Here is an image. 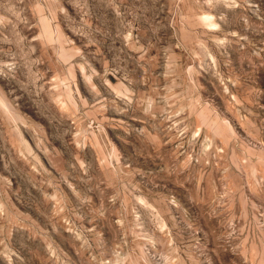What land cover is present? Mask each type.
Listing matches in <instances>:
<instances>
[{
  "label": "rangeland",
  "instance_id": "obj_1",
  "mask_svg": "<svg viewBox=\"0 0 264 264\" xmlns=\"http://www.w3.org/2000/svg\"><path fill=\"white\" fill-rule=\"evenodd\" d=\"M0 264H264V0H0Z\"/></svg>",
  "mask_w": 264,
  "mask_h": 264
}]
</instances>
